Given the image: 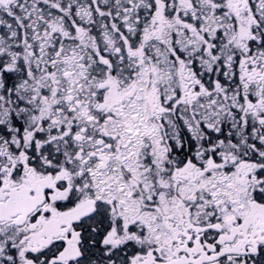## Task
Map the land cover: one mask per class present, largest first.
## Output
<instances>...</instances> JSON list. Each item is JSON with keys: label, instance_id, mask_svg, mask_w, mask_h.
I'll use <instances>...</instances> for the list:
<instances>
[{"label": "snow or ice", "instance_id": "6c2138e0", "mask_svg": "<svg viewBox=\"0 0 264 264\" xmlns=\"http://www.w3.org/2000/svg\"><path fill=\"white\" fill-rule=\"evenodd\" d=\"M0 264H264V0H0Z\"/></svg>", "mask_w": 264, "mask_h": 264}]
</instances>
